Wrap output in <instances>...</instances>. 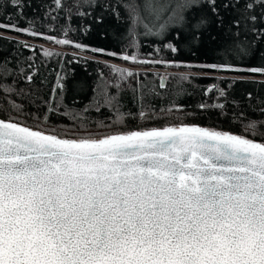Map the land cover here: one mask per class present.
Wrapping results in <instances>:
<instances>
[{
  "label": "snow or ice",
  "instance_id": "obj_1",
  "mask_svg": "<svg viewBox=\"0 0 264 264\" xmlns=\"http://www.w3.org/2000/svg\"><path fill=\"white\" fill-rule=\"evenodd\" d=\"M77 2L95 6V0ZM243 2L240 16L230 22L237 28L242 19L257 20L254 14L245 15L254 5L264 8V0ZM11 3L22 8L21 0ZM240 3L229 0L222 6ZM53 4L56 12L71 11L65 9V0ZM116 4L123 16L115 7L112 11L125 25L119 39L125 48L134 49L131 55L45 36L34 31L31 21L25 28L2 23L0 28L125 63L264 75V67L244 68L229 62L230 57L252 54L251 44L239 39V31H229L232 39L218 51L223 63L139 59L141 37L163 41L172 36L198 44L219 17L217 0H116ZM67 33L64 29L65 37ZM257 36H264V29ZM163 47L178 51L171 40ZM43 53L60 55L47 49ZM6 65L7 61L0 64V72L9 74ZM109 67L116 79L101 74L82 112L63 115L83 122L90 110L106 111L108 122L97 121V127H126L128 119H136L131 111H124L123 94L131 91L139 118L149 117L144 86L139 81L136 87L128 84L139 74ZM35 74L26 77L28 83ZM62 79L58 75L60 91ZM160 79V88H165V78ZM210 91L226 95L215 84L205 95ZM0 92L21 95L23 90L0 85ZM147 94L157 93L149 89ZM9 103L17 110L22 107ZM206 107L223 111L224 105H199L201 110ZM53 110L49 105L48 111ZM261 125L264 121L250 120L245 132L250 130L255 137ZM0 264H264V142L195 124L68 138L0 120Z\"/></svg>",
  "mask_w": 264,
  "mask_h": 264
},
{
  "label": "trees",
  "instance_id": "obj_2",
  "mask_svg": "<svg viewBox=\"0 0 264 264\" xmlns=\"http://www.w3.org/2000/svg\"><path fill=\"white\" fill-rule=\"evenodd\" d=\"M254 2V0H250ZM229 0H217L219 17L216 22L210 23L201 41L188 44L184 39L176 40L169 36L165 40L155 37H141L139 59L175 61L183 64L223 63L224 58L218 51L232 39L229 31H239V39L251 44L250 56L244 58H229V62L239 67H264V36H257V31L264 29V20L261 13L264 8L254 5L248 14L257 16L253 23L251 20H241L239 28L230 25V22L240 16L244 9V2L236 7L225 8L222 5ZM22 8L14 7L11 0H0V23L15 24L17 27H28L32 22L34 31L45 36L57 39H67L76 44L87 45L89 48H102L109 52L121 53L126 51L131 55L134 49L125 48L119 36L124 32L123 20H117L112 9L123 10L118 7L116 0H95L94 7L78 4L77 0H65V9L54 11L53 0H21ZM22 11V15H21ZM84 12L80 16L78 13ZM51 13V14H49ZM211 16V13H209ZM55 16L56 19H52ZM223 20V24L219 23ZM64 29H68L67 36ZM253 29L257 31H253ZM0 64L7 61V73L0 72V85H8L19 92L8 94L0 92V119L13 120L22 126L55 135L67 134L68 138L79 135L108 134L117 131H130L137 128H163L170 125L195 124L204 128L217 131L230 132L236 135H248L249 139L264 142V125L257 129L253 137L251 131L245 132V125L250 120L264 121V75L235 73L230 71H210L200 68L165 67L141 63H125L118 58L95 54L91 51L78 50L73 46L58 44L43 38H34L26 34L0 28ZM171 40L178 49L172 53L163 47L164 43ZM27 44L31 48H25ZM161 51L157 54L155 48ZM60 55H44L43 50ZM149 53L151 55L149 56ZM31 65V67H29ZM115 65L138 73L131 77L128 84L137 86V81L143 85L145 92V106L149 117L141 120L138 116V106L132 102L131 91L123 94L124 111H131L136 119H128L126 127L115 125L113 127H97V121L108 122V113L102 111L85 113L87 119L83 122L75 120L63 113L82 112L93 96L92 89L103 74L104 78H111V68ZM147 67L149 69H144ZM157 69V70H156ZM33 72L32 82L28 83L26 77ZM58 75L62 77L64 85L60 91L57 84ZM181 76L189 77L180 80ZM161 77L165 78V88H160ZM233 81H235L233 83ZM217 85L226 93L220 97L217 91H210L206 96L205 91L211 85ZM231 84V87H229ZM53 89H56L53 95ZM154 89L155 93L148 95V90ZM21 105L17 110L11 103ZM200 104H223L221 111L218 108H199ZM54 109L49 112L48 107ZM150 106V107H149ZM174 109L171 113L167 110ZM161 109H164L161 112ZM175 109H183L177 111ZM154 112V116L152 113ZM47 116L45 121L44 117Z\"/></svg>",
  "mask_w": 264,
  "mask_h": 264
},
{
  "label": "rangeland",
  "instance_id": "obj_3",
  "mask_svg": "<svg viewBox=\"0 0 264 264\" xmlns=\"http://www.w3.org/2000/svg\"><path fill=\"white\" fill-rule=\"evenodd\" d=\"M142 68H144V69H149V68H147V67H142ZM157 70V69H156ZM111 78H112V80H115L116 79V76H114L113 74H111Z\"/></svg>",
  "mask_w": 264,
  "mask_h": 264
},
{
  "label": "water",
  "instance_id": "obj_4",
  "mask_svg": "<svg viewBox=\"0 0 264 264\" xmlns=\"http://www.w3.org/2000/svg\"><path fill=\"white\" fill-rule=\"evenodd\" d=\"M164 82H165V80H164ZM1 120V119H0Z\"/></svg>",
  "mask_w": 264,
  "mask_h": 264
}]
</instances>
